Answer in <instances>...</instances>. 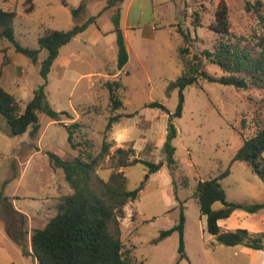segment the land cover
<instances>
[{"label":"rangeland","instance_id":"1","mask_svg":"<svg viewBox=\"0 0 264 264\" xmlns=\"http://www.w3.org/2000/svg\"><path fill=\"white\" fill-rule=\"evenodd\" d=\"M218 1L125 0L118 7L129 62L120 71L112 20L117 7L103 12L108 0H0L4 10L17 13L16 41L31 50L39 49V38L46 32L72 29L76 24L72 8L81 2H86L81 22L100 14L96 25L60 50L48 75V103L58 112H69L72 119L62 117L61 122H54L40 113L41 128L32 139L28 132L11 136L0 116V264H38L32 253L33 231L44 228L57 214L62 197L73 193L63 171L51 166L49 154L68 161L80 154L81 147L73 149L68 142L67 128L75 122L81 128L74 133V143L89 139L95 145L94 154L100 153L108 118L113 115L108 83L121 84L117 94L124 107L116 112L122 117L108 134L113 146L92 174V184L100 193L101 180L107 181L118 172L126 176L129 190L144 184L139 198L129 202L124 216L110 225L111 233L124 242L133 264H260L262 259L253 260L244 247L218 244L206 230V217L201 216L194 193L199 182L229 169L230 175L221 180L229 202H264V179L246 163L234 161L244 141L264 127V88L241 90L200 81L184 91L181 117H171L178 109L180 94L178 89L169 92V87L183 72L179 49L185 45L179 26L192 36L186 45L190 58L202 57L205 50H214L221 41L257 53L264 46V0H225L231 29L223 40L210 28ZM195 12L201 15L202 27L193 26ZM46 57L43 50L33 63L11 43L0 40L1 84L23 107L44 85L41 69ZM202 62L211 76L226 75L204 58ZM153 102L163 104L167 111L148 107ZM170 119L177 130L171 142L175 165L169 163L164 151ZM118 148L134 149L132 158L162 162L163 167L154 174L141 162L119 167ZM220 208V203L214 204V209ZM181 213L185 217L184 259H180L178 231L160 240L163 231L179 224ZM234 213H238L236 223L243 222L241 215L244 219L261 216L242 210ZM220 226L228 230L226 222Z\"/></svg>","mask_w":264,"mask_h":264},{"label":"trees","instance_id":"2","mask_svg":"<svg viewBox=\"0 0 264 264\" xmlns=\"http://www.w3.org/2000/svg\"><path fill=\"white\" fill-rule=\"evenodd\" d=\"M125 0H108L103 12L117 7L113 17L117 35L118 69L121 71L129 62V53L126 38L120 28V6ZM250 4L247 3V7ZM86 13V2H81L79 7L72 8V16L75 26L67 31H48L39 38V49L31 50L18 44L14 33V21L17 13L6 11L0 6V40H6L15 46L18 52L23 53L37 63L39 54L47 51V57L42 63L41 75L44 85L34 91L33 99L23 107L20 102L1 84L2 73L0 70V116L9 126L11 136H22L29 133L30 138L35 139L40 131L39 114H46L52 121L61 122L62 117L72 119L69 112H58L48 103L45 88L48 75L60 55V50L71 43L87 29L97 24V16H91L81 22ZM195 28L201 26V15L194 14ZM81 22V23H80ZM210 28L219 34L223 40L230 35L229 8L225 0L218 1L215 12V22ZM183 44L179 49V59L183 67L182 75L170 84L169 92L178 89L180 103L176 113L171 117H181L184 105V91L200 81L219 83L225 86H233L245 90L250 86L264 88V46L257 53L254 49L239 46V44L221 41L214 50H205L202 57L194 55L189 57L190 49L186 46L191 42L190 32H184L178 27ZM217 66L226 75L220 78L211 76L203 69L202 59ZM115 85V86H114ZM121 84L108 83L109 99L113 115L108 118L104 132V141L98 155L94 154V143L85 139L80 144L73 141L74 133L81 128L78 122L67 128L68 142L73 149L81 147L80 154L72 161L60 156L49 154L51 166L61 169L65 181L73 190L72 194L62 197L57 205V214L51 218L42 229L33 231L31 236L32 253L38 264H133L131 256L126 255L125 244L119 236L113 235L110 225L124 216V207L129 202H135L144 188L142 184L136 190H129L128 180L123 172L113 173L109 180H101V191L98 193L92 184V174L99 166L100 161L109 155L112 142L108 141V134L113 125L122 117L116 112L124 107L117 90ZM150 108H159L167 111L160 103L148 104ZM172 119V118H171ZM170 119L167 140L164 151L168 161L175 165V148L172 140L177 136V130ZM134 149L125 150L118 148L116 157L119 167H130L137 163H143L149 173H157L163 167V163L141 161L134 157ZM264 127L255 136L245 140L242 148L236 154L234 161L246 163L251 170L264 179ZM230 175L228 169L221 175L199 182L194 197L198 200L201 216L206 217V230L212 235L218 244L227 247H245L256 251H264V233H253L247 229L223 230L219 221L226 220L236 210H242L251 214L264 210V202L256 204H243L229 202L221 180ZM220 203L222 208L214 209V204ZM185 217L181 213L179 224L169 230L163 231L160 240L171 236L174 232L180 233V259L186 257L183 241ZM26 252L25 246L18 241Z\"/></svg>","mask_w":264,"mask_h":264},{"label":"crops","instance_id":"3","mask_svg":"<svg viewBox=\"0 0 264 264\" xmlns=\"http://www.w3.org/2000/svg\"><path fill=\"white\" fill-rule=\"evenodd\" d=\"M121 19H122V17L120 18V24H121ZM124 36H125V34H124ZM79 37H77V38L79 39ZM125 38H126V36H125ZM126 40H127V38H126ZM69 58H73L74 59L75 56L74 55H70ZM70 60H72V59H69L68 61L70 62ZM235 215L237 216L238 213H233L230 218H228L226 220L219 221V225H221V223H225L226 222L228 224V228H227L228 230L247 229V230H249V231H251L253 233H264V212L259 213L258 215H261V216H257L256 218H253V219L252 218L251 219L250 218L244 219L245 216L241 215L240 218L243 220V222H240V223H239V221H238V223L235 222L236 221ZM243 251H244V253L246 255L252 257L253 260L255 258L262 259L260 264H264V253L262 251H255V250L248 249V248H245V247L243 248Z\"/></svg>","mask_w":264,"mask_h":264}]
</instances>
